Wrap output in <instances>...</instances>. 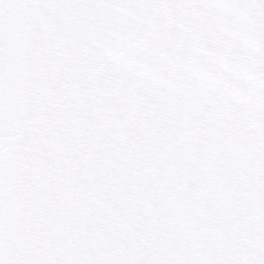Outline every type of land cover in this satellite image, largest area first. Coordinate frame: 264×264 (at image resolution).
I'll return each instance as SVG.
<instances>
[{
	"label": "snow or ice",
	"instance_id": "6c2138e0",
	"mask_svg": "<svg viewBox=\"0 0 264 264\" xmlns=\"http://www.w3.org/2000/svg\"><path fill=\"white\" fill-rule=\"evenodd\" d=\"M0 264H264V0H0Z\"/></svg>",
	"mask_w": 264,
	"mask_h": 264
}]
</instances>
